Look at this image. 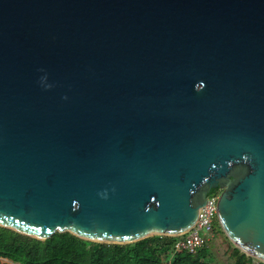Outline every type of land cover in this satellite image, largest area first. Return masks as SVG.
Returning a JSON list of instances; mask_svg holds the SVG:
<instances>
[{"label":"water","instance_id":"1","mask_svg":"<svg viewBox=\"0 0 264 264\" xmlns=\"http://www.w3.org/2000/svg\"><path fill=\"white\" fill-rule=\"evenodd\" d=\"M214 189L264 264V0H0V227L177 238Z\"/></svg>","mask_w":264,"mask_h":264},{"label":"trees","instance_id":"2","mask_svg":"<svg viewBox=\"0 0 264 264\" xmlns=\"http://www.w3.org/2000/svg\"><path fill=\"white\" fill-rule=\"evenodd\" d=\"M216 232H223L218 222ZM175 241L176 238L153 236L127 245L100 244L67 232L40 241L0 227V264H209V256L215 258L208 243L195 255L174 253ZM230 258L232 261L218 263L253 262L237 248Z\"/></svg>","mask_w":264,"mask_h":264},{"label":"built area","instance_id":"3","mask_svg":"<svg viewBox=\"0 0 264 264\" xmlns=\"http://www.w3.org/2000/svg\"><path fill=\"white\" fill-rule=\"evenodd\" d=\"M221 190L217 189L211 192L207 197V202L201 211L197 224L186 234L177 237L174 243V253L187 252L195 255L200 249L205 246L207 238L203 233L208 232L211 237L217 229V202Z\"/></svg>","mask_w":264,"mask_h":264},{"label":"rangeland","instance_id":"4","mask_svg":"<svg viewBox=\"0 0 264 264\" xmlns=\"http://www.w3.org/2000/svg\"><path fill=\"white\" fill-rule=\"evenodd\" d=\"M204 237L207 238L206 243L212 248V253L214 254V257L209 256L207 259V262L209 264H217L218 260H221L223 262L231 260V253L235 249L234 245L228 240L224 232L217 233L211 237V234L208 232L203 233ZM253 262L251 264H259L262 263L259 260H256L254 258ZM232 261V260H231ZM219 264V263H218Z\"/></svg>","mask_w":264,"mask_h":264}]
</instances>
